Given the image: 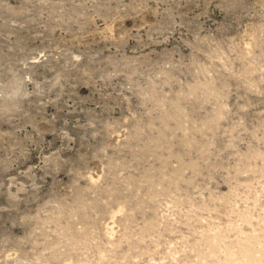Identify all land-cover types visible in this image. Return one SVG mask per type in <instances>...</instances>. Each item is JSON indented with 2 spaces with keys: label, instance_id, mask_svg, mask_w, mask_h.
<instances>
[{
  "label": "rangeland",
  "instance_id": "obj_1",
  "mask_svg": "<svg viewBox=\"0 0 264 264\" xmlns=\"http://www.w3.org/2000/svg\"><path fill=\"white\" fill-rule=\"evenodd\" d=\"M0 264H264V0H0Z\"/></svg>",
  "mask_w": 264,
  "mask_h": 264
}]
</instances>
